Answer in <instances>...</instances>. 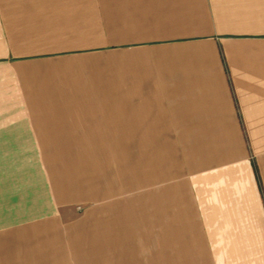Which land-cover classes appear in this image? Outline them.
<instances>
[{
  "label": "crops",
  "instance_id": "0c3cea01",
  "mask_svg": "<svg viewBox=\"0 0 264 264\" xmlns=\"http://www.w3.org/2000/svg\"><path fill=\"white\" fill-rule=\"evenodd\" d=\"M0 264H264V0H0Z\"/></svg>",
  "mask_w": 264,
  "mask_h": 264
}]
</instances>
